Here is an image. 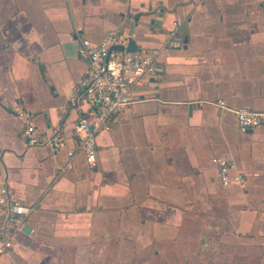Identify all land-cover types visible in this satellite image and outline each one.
I'll return each mask as SVG.
<instances>
[{
    "label": "crops",
    "instance_id": "0c3cea01",
    "mask_svg": "<svg viewBox=\"0 0 264 264\" xmlns=\"http://www.w3.org/2000/svg\"><path fill=\"white\" fill-rule=\"evenodd\" d=\"M114 30L161 49L160 71L98 134L96 167L29 147L16 107L75 146L81 40ZM218 100L264 112V0H0V185L31 208L0 264H264V126Z\"/></svg>",
    "mask_w": 264,
    "mask_h": 264
},
{
    "label": "built area",
    "instance_id": "2783aa9c",
    "mask_svg": "<svg viewBox=\"0 0 264 264\" xmlns=\"http://www.w3.org/2000/svg\"><path fill=\"white\" fill-rule=\"evenodd\" d=\"M178 25L180 23L176 24ZM127 45L128 38L117 30L111 31L102 43L81 40L79 54L87 59L89 67L71 101L76 104L82 98L88 110L74 126V147H69L66 139L60 135L42 133L34 124V114L31 111L22 107L14 109L16 116L24 124L23 137L29 147L49 146L54 151L66 149L70 159L83 153L89 166L96 167L98 134L111 131L115 118L136 102L131 98L134 88L143 85L148 78L160 71L158 57L161 49H138L134 53L111 50L115 46ZM166 46L177 49L181 47V43L171 41ZM212 103L233 112L243 131L264 126V112L248 108L231 110L223 100ZM213 161L219 166L224 186L244 181L241 175L232 176L231 172L235 168L232 160L215 158ZM30 212L31 208L12 199L7 186L0 185V221L4 224L0 230V256L12 251L15 237Z\"/></svg>",
    "mask_w": 264,
    "mask_h": 264
},
{
    "label": "water",
    "instance_id": "95a60500",
    "mask_svg": "<svg viewBox=\"0 0 264 264\" xmlns=\"http://www.w3.org/2000/svg\"><path fill=\"white\" fill-rule=\"evenodd\" d=\"M138 45L136 43V40L132 37V34L129 35L128 37V45L127 47H123V46H115L113 47L111 50H120V51H125L128 53H134L138 51ZM249 132H252L253 129H249L247 130Z\"/></svg>",
    "mask_w": 264,
    "mask_h": 264
}]
</instances>
